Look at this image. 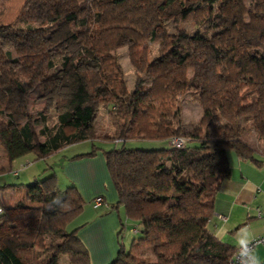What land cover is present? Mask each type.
Listing matches in <instances>:
<instances>
[{
	"label": "trees",
	"instance_id": "1",
	"mask_svg": "<svg viewBox=\"0 0 264 264\" xmlns=\"http://www.w3.org/2000/svg\"><path fill=\"white\" fill-rule=\"evenodd\" d=\"M162 16L174 17V30L160 29ZM190 21L195 30L179 27ZM0 36L13 48L0 43V146L10 163L99 138L96 101L113 126L105 138L167 142L103 150L119 202L141 225V236L109 264H230L237 247L219 239L209 222L230 173L228 151L264 162V152L238 131L246 122L264 137V0H25L12 23H0ZM69 38L79 49L53 57L51 49ZM122 38L135 73L130 89L115 52ZM147 42L157 43V52ZM35 89L54 94L57 110L52 126L38 113L44 123L38 131L28 112ZM188 93L203 109L190 128L180 105ZM172 137L184 145L170 144ZM93 145L72 159L102 148ZM21 186L25 198L0 200V222H26L0 235V264H61L62 255L69 264H93L72 225L85 204L77 185L59 188L52 171L0 189Z\"/></svg>",
	"mask_w": 264,
	"mask_h": 264
},
{
	"label": "crops",
	"instance_id": "2",
	"mask_svg": "<svg viewBox=\"0 0 264 264\" xmlns=\"http://www.w3.org/2000/svg\"><path fill=\"white\" fill-rule=\"evenodd\" d=\"M55 113L54 121L48 123L47 119V125L52 126L57 121V111ZM41 124L39 129L44 125L43 122ZM44 139L45 136L41 135L40 140ZM70 145L56 152L71 148ZM86 152L88 151L74 152L73 156ZM67 157L68 155L64 154L60 159L61 165L63 164V173L70 183L77 185L85 199L83 211L76 218L75 227H79L80 238L91 249L93 264H107L114 256L115 248H118L117 240L122 229V222L127 216L124 205L119 202L118 192L108 172L104 154L99 149L92 156L71 158V160ZM228 158L230 173L223 179L216 193L214 215L209 225L219 239L238 247L240 241L247 242L264 234V162L257 165L250 159L240 158L234 150L228 151ZM13 163L9 162L4 151L1 152V169L12 167ZM25 164L22 163L21 166L24 167ZM15 174L19 176L21 173L17 170ZM20 190L24 191V189ZM8 191L3 192L5 196L0 198L4 204H10L7 197L9 200L14 199L9 196L10 194L7 195ZM98 196H101L104 201L98 207H94V199ZM95 209L103 210V214L99 216ZM93 210L96 211V216ZM259 211H261V217L258 216ZM126 221L124 236L127 231L131 232L129 220ZM131 221L136 224L135 229L139 230L138 221ZM25 224L26 222L20 220L0 222V235L2 236L5 231L13 227ZM254 255L258 261L264 262V244L255 249Z\"/></svg>",
	"mask_w": 264,
	"mask_h": 264
},
{
	"label": "rangeland",
	"instance_id": "3",
	"mask_svg": "<svg viewBox=\"0 0 264 264\" xmlns=\"http://www.w3.org/2000/svg\"><path fill=\"white\" fill-rule=\"evenodd\" d=\"M25 0H0V23L8 24L12 23L16 16L18 15L19 11L21 10ZM185 2H188L190 0H183ZM247 3L250 0H246ZM163 20V26L160 27L166 28L170 31L174 30V17H166L162 16ZM179 27H186L190 30H195L196 25L194 21H190L189 23H181ZM0 43L2 47L6 50L13 51V48L10 44V40L4 36H0ZM147 45H150V47L153 49L154 52H157L158 44H154L151 42H147ZM129 40L128 38H122L119 45L117 46L115 52L118 56V60L120 64L123 67V70L125 72V78L128 84V88H132L134 81H135V73L134 69L131 66L130 58H129ZM79 49V44L76 40V38H69L66 40L63 45L59 48L51 49V54L53 57L58 56L60 54L64 53H74ZM156 53H153L151 57H154ZM59 92H63V89L60 88L58 90ZM55 97L54 94H49L46 96H43L39 89H35L34 91L30 92L29 96V114L31 115L32 119L36 122V129L39 130L41 123L38 119V113H40L41 110L44 111V114L46 115L48 119V123H52L54 121V117L56 115V108L54 107ZM96 109H97V116L95 119V134L99 138H95L93 142L91 140L88 141H82L77 142L75 144H71L68 149H63L62 152H55L51 155H48L46 158H36L34 154H28L24 156L23 158H20L18 160H15V162L11 166H8L4 170L0 171V184L3 186L4 184H28L29 182L33 181L36 177L42 178L45 177L47 174H51L52 171L55 172L58 180V186L61 189L66 188L70 182L68 178L65 176V173H63V164L61 165L60 159L63 158L64 154L68 155L67 159L71 160L74 152H85V151H91L93 149V144H95L97 147H102L99 149L102 153L103 150L106 149H112V148H118L121 147L123 144H125L126 147L129 148H143V149H152V148H159L162 146H166L167 142L164 140H148V139H127L125 141H115L110 140L109 138H105L103 135L106 132L112 133L113 132V126L111 121L108 117V111L106 107L103 104H99L98 101L95 102ZM180 105H181V114H182V120L184 123V127L190 128L200 120L203 109L201 107V104L192 98V95L188 93L187 95H184L180 98ZM51 108V109H50ZM49 115V116H47ZM238 131L240 136L246 140L252 147L257 149L258 151L264 152V137H260L259 133L254 131L248 123L246 122H239L238 124ZM227 134H230V129H226ZM110 135V134H109ZM173 138V137H172ZM171 138V139H172ZM169 139V141L171 140ZM93 143V144H92ZM80 150V151H77ZM3 152L2 146H0V154ZM70 154V155H69ZM89 156V155H87ZM30 162V163H29ZM22 163H26L24 167H22ZM50 166V167H49ZM107 166V165H106ZM17 170L21 173L19 176L15 174ZM69 183V184H68ZM68 184V185H67ZM72 184V183H71ZM22 189H24L21 186ZM4 189H0V198H3L5 195L3 194ZM14 192V193H13ZM18 192V193H17ZM7 195L14 197L13 200H9V197H7V201L10 202V204H13L16 200L25 198V192L20 189H15L14 191L9 190L6 192ZM17 197V198H16ZM13 201V202H11ZM7 205H9L7 203ZM97 210V213L99 216L103 214V210L101 209H95ZM94 216L97 215L96 211H94ZM129 224V227L131 228V232L127 231L126 236L125 234V227L127 224V221ZM131 217H125L122 222V229L120 232V235L117 240L118 248H115L114 250V256L110 259L107 264H109L111 261H113L116 256L118 255V252L123 246L126 250H128L131 246V242L134 238L140 237L141 232L137 228L136 224L132 222ZM77 219L72 223V225L75 226ZM138 224V223H137ZM135 225V226H134ZM140 227L141 225L138 224ZM86 226V225H85ZM86 244V243H85ZM87 250L91 255V249L87 246ZM61 264H69L68 257L66 255L61 256Z\"/></svg>",
	"mask_w": 264,
	"mask_h": 264
},
{
	"label": "built area",
	"instance_id": "4",
	"mask_svg": "<svg viewBox=\"0 0 264 264\" xmlns=\"http://www.w3.org/2000/svg\"><path fill=\"white\" fill-rule=\"evenodd\" d=\"M170 144L175 145L176 147H182L184 145V139L182 137H173L170 141ZM104 199L101 196H98L94 199V207H98L99 205H101L103 203ZM2 209L0 207V213H1ZM258 216L261 217V211H259ZM252 241V248L255 251V249L264 244V234L259 235L253 239ZM242 245L237 247L236 252L234 253V255L232 256L231 260H230V264H244V261H246L248 259V257L246 255H239V253L242 250ZM259 264H264V262H260L258 261Z\"/></svg>",
	"mask_w": 264,
	"mask_h": 264
},
{
	"label": "clouds",
	"instance_id": "5",
	"mask_svg": "<svg viewBox=\"0 0 264 264\" xmlns=\"http://www.w3.org/2000/svg\"><path fill=\"white\" fill-rule=\"evenodd\" d=\"M252 241L253 240H249L247 242H244V241L239 242L240 246L241 245L243 246L239 255H246L248 257V259L244 261V264H259L256 256L254 255V250L251 246Z\"/></svg>",
	"mask_w": 264,
	"mask_h": 264
}]
</instances>
